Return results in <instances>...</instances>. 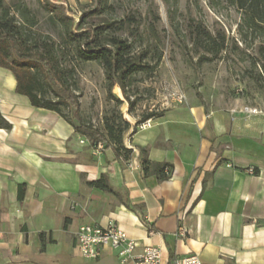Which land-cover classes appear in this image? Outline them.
<instances>
[{"label": "crops", "instance_id": "crops-1", "mask_svg": "<svg viewBox=\"0 0 264 264\" xmlns=\"http://www.w3.org/2000/svg\"><path fill=\"white\" fill-rule=\"evenodd\" d=\"M15 86L0 68V114L11 126L0 128V264H119L112 249L89 261L76 245L79 226L109 220L138 243L137 253L157 247L166 264L187 255L202 264H264V102L250 106L257 115L234 103L189 104L133 134L127 119L129 159L103 152L92 159L90 181L108 174L136 212L110 194L80 191L85 140L57 114L30 106ZM140 150L150 162L171 164L170 177H144Z\"/></svg>", "mask_w": 264, "mask_h": 264}, {"label": "trees", "instance_id": "trees-1", "mask_svg": "<svg viewBox=\"0 0 264 264\" xmlns=\"http://www.w3.org/2000/svg\"><path fill=\"white\" fill-rule=\"evenodd\" d=\"M162 1L167 6L173 31L178 32L179 25L173 23L178 0ZM211 1H224L235 7L240 13L239 32L244 31L245 35L251 36V41L261 37L264 42V0ZM90 2L96 3V7L82 11L75 20L62 4L42 0L43 9L61 31V40L56 43L49 36L35 31L37 19L22 0H15L11 6L0 0V68L14 77L16 94L25 97L33 108L53 112L65 120L75 135L88 141L89 150L101 144L103 152L111 150L115 159L121 157L127 160L132 152L124 147L123 140L129 124L126 121L119 123L115 118L107 119L103 133L91 123L84 122L75 94V69L66 62L73 59L76 63L98 64L103 71L108 96L121 104L111 95L116 86L124 100L130 103L129 92L134 88L136 76L153 75L161 63L163 43L156 34L154 22L141 27L134 15L116 17L111 0ZM152 19L158 20L156 15ZM188 38L197 55L198 65L212 63L225 50L224 35H212L202 22L190 20ZM260 52L264 56V47H260ZM254 80L257 83L264 81L263 72L256 74ZM162 115L147 113L141 117L139 124ZM0 128L11 129L1 114ZM139 157L144 177L155 176L158 181L170 177L171 164L150 162L144 150H140ZM86 186L112 195L126 209L141 211L137 205L129 202L125 190L116 189L110 184L106 173L86 182ZM39 236L42 239L44 234Z\"/></svg>", "mask_w": 264, "mask_h": 264}, {"label": "rangeland", "instance_id": "rangeland-1", "mask_svg": "<svg viewBox=\"0 0 264 264\" xmlns=\"http://www.w3.org/2000/svg\"><path fill=\"white\" fill-rule=\"evenodd\" d=\"M3 1L7 6L15 2ZM22 2L37 19L35 31L59 43L60 28L43 9L42 0ZM54 2L62 4L75 20L82 11L96 7V3L90 0ZM111 3L116 17L134 15L141 27L149 22L155 23L156 34L163 43V56L153 75L136 76L134 88L129 92L130 103L124 100L118 87L112 89L111 95L119 99L121 104H117L108 96L103 71L98 64L68 60L66 64L75 69V94L84 122L91 123L105 133L107 119L115 118L119 123L127 122L128 119L133 123V134L139 131L137 126L141 117L150 112L163 114L170 109L186 108L189 104L201 105L205 109H226L231 103H234L235 107L241 106L240 108L263 105L264 81L257 83L254 77L262 72L264 76V56L260 52L264 42L261 37L251 41V36L245 35L244 31L239 32L240 13L235 7L224 1L178 0V11L173 23L179 25V31L174 32L167 6L162 0H111ZM153 15H156L158 20L153 21ZM190 20L202 22L212 35H224L225 50L212 63L197 64V55L188 38ZM177 93L184 95L185 100L182 103L176 101ZM155 119L157 118H153L152 122ZM83 139L85 158L89 166L86 172L79 176L80 191H86V182L96 176L91 169L95 161L92 159L103 157L102 147L89 150L88 141Z\"/></svg>", "mask_w": 264, "mask_h": 264}, {"label": "built area", "instance_id": "built-area-1", "mask_svg": "<svg viewBox=\"0 0 264 264\" xmlns=\"http://www.w3.org/2000/svg\"><path fill=\"white\" fill-rule=\"evenodd\" d=\"M55 3L56 0H50ZM56 4V3H55ZM175 99L178 103L185 100L184 95L177 93ZM243 113L249 115L260 114L256 108L245 107ZM152 119L146 120L137 126V130L143 131L152 127ZM102 147L101 144L96 146ZM182 232V231H181ZM183 235V232L181 233ZM76 245L82 258L89 261H97L104 249L115 251L119 264H166L159 248L149 246L136 252L138 243L130 239L113 220H109L103 226L84 224L79 226L76 232ZM171 264H202L196 255H187L175 258Z\"/></svg>", "mask_w": 264, "mask_h": 264}]
</instances>
